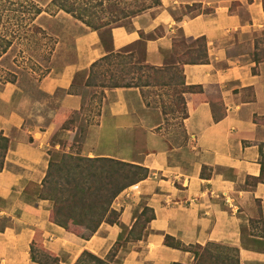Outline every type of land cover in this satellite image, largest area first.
I'll return each mask as SVG.
<instances>
[{
  "label": "crops",
  "instance_id": "obj_1",
  "mask_svg": "<svg viewBox=\"0 0 264 264\" xmlns=\"http://www.w3.org/2000/svg\"><path fill=\"white\" fill-rule=\"evenodd\" d=\"M127 25L100 33L79 24L73 59L35 85L0 81V135L9 141L0 172V264H37L30 248L73 264L83 251L105 258L116 242L128 250L120 264H190L192 255L164 244L215 242L239 249L240 264H264V176L260 121L264 120V60L256 63L264 35V0H159ZM204 39L206 61L182 66L184 140L163 137L157 111L139 88L102 90L96 121L82 155L120 160L148 170L112 203L118 223L90 233L52 222V207L38 189L46 175L50 139L81 111L72 92L78 73L115 52L143 51L145 64L163 68L169 55ZM262 46V47H261ZM88 76V74H87ZM71 136L75 131H67ZM144 207L153 218L140 237L127 240Z\"/></svg>",
  "mask_w": 264,
  "mask_h": 264
},
{
  "label": "trees",
  "instance_id": "obj_2",
  "mask_svg": "<svg viewBox=\"0 0 264 264\" xmlns=\"http://www.w3.org/2000/svg\"><path fill=\"white\" fill-rule=\"evenodd\" d=\"M159 4V0L51 1V6L55 11H62L89 29L98 31L102 40H104L105 35L109 37L111 28L126 25L123 24L124 21L129 22L135 16L157 7ZM41 13V8L33 0H0V60L14 45L13 41L15 39L25 38L27 33L37 34L39 32L40 28L35 26L34 21ZM21 30L22 34H19ZM204 45V39H197L187 47L184 40H179L178 46L182 47V49L174 52V55L178 59L177 65L179 68L172 67L171 69L176 73L178 71L180 73L181 95L195 90L194 87L184 85L182 66L205 62ZM137 55L141 56L138 62L141 68L154 70L158 73L165 69L152 68L145 64L143 51L128 54L121 52L110 53L92 64L90 69L92 70L99 66L109 67L112 60H117L118 64H123L127 59L132 60ZM254 60L256 63L264 60V50L256 53ZM122 69L119 70L121 71ZM6 75L8 76V74ZM10 77L12 78L11 80L4 79L3 82L13 83L15 81L14 76L10 75ZM111 78L112 76L108 79ZM101 84L100 87L108 89L118 87H135L140 89L143 86L137 82L120 83L114 77L111 83L106 84V82H102ZM161 86H168V84L163 82ZM181 100L184 119L186 112L183 99ZM8 143V139L0 135V172L8 151ZM261 151L262 149H260V154L262 155ZM52 154H50L46 175L41 183V187L38 189V196L40 199L50 202L52 207V222L65 229H70L72 226L81 227L93 233L102 223L117 224L119 215L112 208L115 198L126 188L148 176L147 169L114 159L87 158L57 153L56 158L58 159L59 155H61L60 157L63 159L61 161H54ZM260 164L261 176H264V162L260 160ZM126 168L130 170H126ZM57 175H63V178H57ZM40 189L41 194L39 193ZM147 214L148 216L143 220L144 225L153 218L152 211L144 207L137 217L134 227L138 223V220ZM133 229H131L129 234H132ZM118 244L119 241L115 243L105 258H100L88 251H83L73 264H111L109 254L112 253L114 247ZM164 244L167 247L189 252L192 255V262L190 264H240L239 249L237 247L215 242H207L204 245L184 246L169 236H165ZM39 251L33 246L30 248L32 262L37 264H60L57 257L51 256L43 250ZM38 252L42 253L41 258L43 257V260L37 257L36 253L39 254Z\"/></svg>",
  "mask_w": 264,
  "mask_h": 264
},
{
  "label": "rangeland",
  "instance_id": "obj_3",
  "mask_svg": "<svg viewBox=\"0 0 264 264\" xmlns=\"http://www.w3.org/2000/svg\"><path fill=\"white\" fill-rule=\"evenodd\" d=\"M33 1L42 10L41 15L34 21L35 26L40 28V30L37 34L26 32L27 36L25 38L13 41L14 45L0 60L1 82L4 79L11 80L10 75H13L15 81L10 84L21 86L27 83L29 86L34 87L50 70L61 67L73 59V41L80 31L78 27H80L79 24L81 22L74 20L70 15L62 11H55L51 6L52 0ZM128 23V21L123 22L126 25ZM19 34H22V30ZM260 41L263 45L264 35ZM263 50L264 47L261 48L260 52ZM140 58L141 56L137 55L132 60L127 59L123 64H118L117 60H112L109 67L99 66L92 70L90 69L89 73L84 72L76 75L72 85V92L81 96L82 109L79 112L70 114L68 121L50 139L52 145L57 144L58 146L57 150L50 151V154L54 153L52 154L54 161L63 159L60 157L61 155L57 159V153L87 157L81 153L82 144L89 126L95 123V116L100 110L99 107L103 97L102 90L105 89L100 87V85H102V82L111 83L113 77L120 83L137 82L139 85H143L140 87V91L145 103L148 104L150 111H157L162 119L163 137H166L172 145H178L183 142L185 135L182 124L184 115L182 95L180 93L182 90L181 79H179V71L176 73L171 69L172 67H178L177 56L169 55V57H166L168 64L163 67L165 69L160 73L141 68L140 64H138ZM121 68L123 69L120 71L119 69ZM139 68L141 69L139 70ZM111 76L112 78L108 79ZM173 78H176L174 79L175 81ZM163 82H166L168 86H161ZM260 124L264 137V120L260 121ZM67 131H75L76 133L71 136ZM261 149V160L264 162V140L261 143ZM126 170L130 169L126 168ZM57 178L61 179L63 175H57ZM39 193L41 194V189ZM147 216L148 214L138 220L132 234H128L127 240L141 235L145 226L143 220ZM37 249L42 251L40 248ZM127 250L126 243H119L115 246L112 253L109 254L111 264H120ZM41 254L36 253L37 257L43 260Z\"/></svg>",
  "mask_w": 264,
  "mask_h": 264
},
{
  "label": "built area",
  "instance_id": "obj_4",
  "mask_svg": "<svg viewBox=\"0 0 264 264\" xmlns=\"http://www.w3.org/2000/svg\"><path fill=\"white\" fill-rule=\"evenodd\" d=\"M128 190L129 191L127 192V196H130L133 193H137L138 192L137 185L135 184V185L130 186Z\"/></svg>",
  "mask_w": 264,
  "mask_h": 264
}]
</instances>
